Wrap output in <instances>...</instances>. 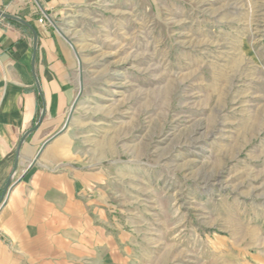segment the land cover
<instances>
[{"label": "rangeland", "instance_id": "374dc122", "mask_svg": "<svg viewBox=\"0 0 264 264\" xmlns=\"http://www.w3.org/2000/svg\"><path fill=\"white\" fill-rule=\"evenodd\" d=\"M41 18L73 58L66 158L107 217L108 258L83 264H264V0Z\"/></svg>", "mask_w": 264, "mask_h": 264}, {"label": "crops", "instance_id": "0c3cea01", "mask_svg": "<svg viewBox=\"0 0 264 264\" xmlns=\"http://www.w3.org/2000/svg\"><path fill=\"white\" fill-rule=\"evenodd\" d=\"M87 1L0 0V11L30 25L0 16V200L12 175L15 182L0 202V264H83L102 249L108 258L106 214L87 194L91 175L66 158L61 133L75 97L73 58L39 22Z\"/></svg>", "mask_w": 264, "mask_h": 264}, {"label": "water", "instance_id": "95a60500", "mask_svg": "<svg viewBox=\"0 0 264 264\" xmlns=\"http://www.w3.org/2000/svg\"><path fill=\"white\" fill-rule=\"evenodd\" d=\"M0 16L3 17V18L12 19V20H15V21L21 22L22 24H24V25L30 27V25H29V23H28L27 21H25L24 19H22V18H20V17H18V16H15V15L9 14V13H7V12H2V11H0ZM34 39H35V41H36V36H34ZM66 126H67V124L64 125V127L62 128V130L65 129ZM62 130H61V131H62ZM32 165H33V162H31V164H30V166L27 168V170L30 169V167H31ZM10 187H11V185L9 184V182H7L6 185H5V188H4V191H3V194H2V197H1L0 202L3 200V198L5 197V195L9 192Z\"/></svg>", "mask_w": 264, "mask_h": 264}, {"label": "built area", "instance_id": "2783aa9c", "mask_svg": "<svg viewBox=\"0 0 264 264\" xmlns=\"http://www.w3.org/2000/svg\"><path fill=\"white\" fill-rule=\"evenodd\" d=\"M39 22L42 23L43 22V19L42 18H39ZM9 181L14 182L13 175L10 177Z\"/></svg>", "mask_w": 264, "mask_h": 264}, {"label": "trees", "instance_id": "16d2710c", "mask_svg": "<svg viewBox=\"0 0 264 264\" xmlns=\"http://www.w3.org/2000/svg\"><path fill=\"white\" fill-rule=\"evenodd\" d=\"M9 22H12V23H17V24H20L19 22L15 21V20H12V19H7ZM22 25V24H21Z\"/></svg>", "mask_w": 264, "mask_h": 264}]
</instances>
